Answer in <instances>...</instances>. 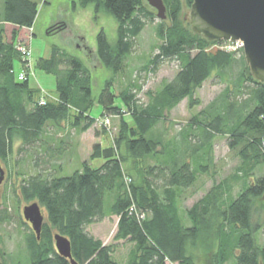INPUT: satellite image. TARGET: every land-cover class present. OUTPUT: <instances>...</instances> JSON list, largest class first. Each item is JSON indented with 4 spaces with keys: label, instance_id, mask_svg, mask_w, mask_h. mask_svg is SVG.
Returning a JSON list of instances; mask_svg holds the SVG:
<instances>
[{
    "label": "trees",
    "instance_id": "16d2710c",
    "mask_svg": "<svg viewBox=\"0 0 264 264\" xmlns=\"http://www.w3.org/2000/svg\"><path fill=\"white\" fill-rule=\"evenodd\" d=\"M78 2L82 7L94 4L96 11L107 12L116 21L114 42L103 29L96 36V55L110 77L94 93L90 68L54 46L36 67L54 75L57 100L39 105L37 89L29 79L18 81L14 71L15 62L23 63L16 38L21 28L32 27L37 3L0 0L1 162L8 163L16 152L52 150L55 138L46 131L48 124L61 127L70 112L80 131L94 124L90 111L95 105L101 114L120 117L113 144L92 148L89 159H102L100 165L83 161L70 175H44L38 170L17 184L24 201H37L45 213L39 239L34 232L25 237L29 264H72L56 252L54 233L68 238L76 264H264V242L257 240L264 233V171L256 175L257 169H264V83L256 81L243 56L239 72H230L236 51L223 50L218 46L222 41H209L185 26L179 20L181 0H163L169 23L161 20L156 25L160 42L145 70L155 72L165 61H176L178 69L157 90L147 91L145 102L136 97L139 87L133 83L116 96L113 78L124 70L138 36L156 14L144 0ZM184 2L190 7L192 0ZM7 24L17 27L10 39ZM228 72L232 75L224 90L174 136L165 142L147 137L184 99L194 104V92L214 73L223 80ZM116 98L125 109L115 105ZM218 135L225 136L239 162L230 174L215 180L209 168L212 141ZM32 155L34 167L46 162ZM201 155L207 164L198 165L195 172L194 162ZM147 158L152 163L142 167ZM203 176L212 178L211 185L182 211V193ZM258 209L262 219L256 215ZM109 216L117 218L113 240L131 244L123 263L114 257L116 245L104 244L86 230ZM7 219L0 210V223ZM196 248L205 250L202 259Z\"/></svg>",
    "mask_w": 264,
    "mask_h": 264
},
{
    "label": "rangeland",
    "instance_id": "374dc122",
    "mask_svg": "<svg viewBox=\"0 0 264 264\" xmlns=\"http://www.w3.org/2000/svg\"><path fill=\"white\" fill-rule=\"evenodd\" d=\"M33 1L37 3V15L34 23L31 28H23L22 32L19 31V33L21 32L20 37L24 39L22 42L26 43L30 49V72L33 75L29 76V84L32 88L37 89L36 97L43 95L47 101L55 102L57 100L54 75L36 67V61L39 58H48L54 46L79 57L90 68L93 77V91L94 93L98 91L104 81L110 77L111 72L101 66L96 55V36L103 29L108 41L114 42L116 38L115 19L103 10L96 11L94 4L85 7L80 6L78 0ZM143 3L155 16L156 10L150 7L146 0ZM189 10L190 7L185 4L184 0H181L179 20L185 26H190V24L187 17L183 18V13ZM160 21L154 17L152 21L147 23L137 38L135 49L125 61L124 70L114 76L111 88L116 96L128 84L133 83L136 84L137 88L139 87V90L136 91V97L145 102L147 91L157 90L162 83L170 80L176 73L178 69L176 61L163 62L155 72L145 70L148 59L155 53V48L160 42L155 32V27ZM163 23L167 25L169 20L165 19ZM11 31L12 29L7 27L8 39L11 37ZM17 41L18 37L16 38ZM212 47L215 45L213 44ZM242 56L244 57L243 50L236 51L234 54L236 60L230 71L234 75L239 72L242 66ZM22 69V63L15 62V73H19ZM230 72L226 74L223 80L215 76L214 73L194 92L193 99L196 100L194 104L191 105L187 98L184 99L169 112L163 122L157 124L147 137L165 142L174 136L186 126L193 115L205 108L224 90L228 85L226 78L232 75ZM115 105L125 109L119 98H116ZM90 113L96 120L91 128L86 131H80L73 126V112H70L67 121L62 123L61 127H53L48 124L46 131L55 138L52 150L43 152L44 149H42L36 153L32 151L16 152L13 153L8 163L0 161L6 173L3 183L0 184V210H4L8 217L5 222L0 223V252L2 253L0 262L13 264L19 261L21 264H29L28 253L25 250V237L33 231L22 215L23 207L29 202L24 201L16 188L23 177L33 175L38 170H41L44 175L46 173L70 175L74 170L80 168L83 161L92 166H98L102 163L100 158L89 159L92 148L97 143L101 147L113 144L119 131L120 117L112 114H101L102 109L98 105H95ZM105 115L110 120L107 125L101 123V119ZM124 118L131 123L128 114H124ZM32 154L40 159H46V162L43 163L41 160L40 165L34 167ZM51 154L53 156L47 159ZM212 159L213 165L209 168V173H215V180L230 174L239 162L235 153L227 147L225 136L219 135L212 141ZM149 163H152V158L145 159L140 165L144 167ZM201 164H207L204 155L199 156L194 162L195 172L197 166ZM263 171V168L257 169L256 175ZM211 180L212 178L208 176L199 177L194 186L182 193L179 199L182 211L203 195L205 189L211 185ZM41 209L45 215L43 208ZM256 215L257 217L261 216L262 219L263 212L258 209ZM116 226V216H109L100 222L88 225L86 230L94 237L101 239L104 244L116 245L114 257L123 263L127 258L131 244L113 240ZM263 237L264 233H261L260 237L257 236V240L261 244L264 242L261 241ZM194 252L200 255L201 259L205 254V250L202 248H196Z\"/></svg>",
    "mask_w": 264,
    "mask_h": 264
},
{
    "label": "water",
    "instance_id": "95a60500",
    "mask_svg": "<svg viewBox=\"0 0 264 264\" xmlns=\"http://www.w3.org/2000/svg\"><path fill=\"white\" fill-rule=\"evenodd\" d=\"M156 10L160 20L167 18L163 0H146ZM191 30L209 41H240L245 63L258 82L264 83V0H192L190 10L184 11ZM5 170L0 162V184L5 179ZM23 218L39 239L45 215L37 201L25 205ZM56 252L76 262L71 256V245L67 237L53 234Z\"/></svg>",
    "mask_w": 264,
    "mask_h": 264
},
{
    "label": "built area",
    "instance_id": "2783aa9c",
    "mask_svg": "<svg viewBox=\"0 0 264 264\" xmlns=\"http://www.w3.org/2000/svg\"><path fill=\"white\" fill-rule=\"evenodd\" d=\"M218 46L226 51L234 52V51L242 50V43L240 41H227V42L222 41L221 44ZM16 49L20 54L21 60L23 61L22 63L23 69L19 73H16V77L18 81H24L26 79H29L30 75H33V73L30 72V68H31L29 62L30 49L27 46V44L22 41L16 42ZM38 103L39 105H45L47 103V100L43 95H41L39 97ZM109 122L110 120L107 117L101 119V123L103 125H107L109 124ZM127 182H130V179H127Z\"/></svg>",
    "mask_w": 264,
    "mask_h": 264
},
{
    "label": "crops",
    "instance_id": "0c3cea01",
    "mask_svg": "<svg viewBox=\"0 0 264 264\" xmlns=\"http://www.w3.org/2000/svg\"><path fill=\"white\" fill-rule=\"evenodd\" d=\"M7 27H9L10 29H17V27H15V26H13V25H10V24H7L6 25V29H7ZM22 30H23V28H21L19 31H21L22 32ZM20 32V33H21ZM20 33H18V41H24V39L22 38V37H20Z\"/></svg>",
    "mask_w": 264,
    "mask_h": 264
},
{
    "label": "flooded vegetation",
    "instance_id": "af4514ba",
    "mask_svg": "<svg viewBox=\"0 0 264 264\" xmlns=\"http://www.w3.org/2000/svg\"><path fill=\"white\" fill-rule=\"evenodd\" d=\"M28 223V222H27Z\"/></svg>",
    "mask_w": 264,
    "mask_h": 264
}]
</instances>
